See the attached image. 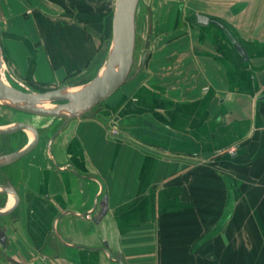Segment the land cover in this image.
<instances>
[{"label": "crops", "instance_id": "obj_1", "mask_svg": "<svg viewBox=\"0 0 264 264\" xmlns=\"http://www.w3.org/2000/svg\"><path fill=\"white\" fill-rule=\"evenodd\" d=\"M114 10L0 0L5 68L49 89L88 82ZM136 14L134 77L52 142L64 119L0 111L41 133L0 166L20 198L0 217V264H264V0H141ZM29 134L0 135V155Z\"/></svg>", "mask_w": 264, "mask_h": 264}, {"label": "water", "instance_id": "obj_2", "mask_svg": "<svg viewBox=\"0 0 264 264\" xmlns=\"http://www.w3.org/2000/svg\"><path fill=\"white\" fill-rule=\"evenodd\" d=\"M141 0H115L112 23V40L106 63L102 70L91 80L79 86H62L36 91L20 89L5 76V57L0 36V105L41 117L64 119L60 128L50 138L58 135L67 124L89 113L106 101L122 85L131 80L137 44V11ZM200 23L219 22L203 15L193 16ZM221 25V24H219ZM222 26V25H221ZM229 36L232 35L229 33ZM235 42V41H234ZM236 43V42H235ZM238 46V44H236ZM21 130L32 133L33 139L28 146L11 153L0 155V166L8 165L31 152L40 142L41 133L36 126L28 122H15L0 126V135L12 134ZM11 193L16 199L13 207L0 209V217L13 212L19 204V194L15 188H0V195ZM118 261L121 262L119 259Z\"/></svg>", "mask_w": 264, "mask_h": 264}, {"label": "rangeland", "instance_id": "obj_3", "mask_svg": "<svg viewBox=\"0 0 264 264\" xmlns=\"http://www.w3.org/2000/svg\"><path fill=\"white\" fill-rule=\"evenodd\" d=\"M180 28H182V27H180ZM111 40H112V37H111ZM139 53H140V50L138 48V50H137V60H139V56H140ZM4 73H5V76L7 77V79L11 82V84H13L14 86H16V87H18L20 89L28 90V89L32 88V90L36 89V91H45V90L49 89L46 86L34 85L33 83H31L28 80L27 81H23L21 78H20V80H18L19 78L15 75L14 71L11 72L7 67L5 68ZM14 78L18 81V83H17V81H15ZM3 109H7V108H5V106L0 105V111H2ZM10 110H11V112L14 113L15 120H18L19 117H21V118H23V117L29 118L31 116H36L33 113L30 114V113H24V112H21V111L18 112L17 110H14V109H11V108H10ZM8 118H9V116H8ZM4 119H6V118H4V114H2V115L0 114V123L7 121V120H4ZM29 137L31 139L32 135L29 134ZM14 147H16V146H14ZM7 206H8V204H7L6 198L5 197H0V209L6 208Z\"/></svg>", "mask_w": 264, "mask_h": 264}, {"label": "built area", "instance_id": "obj_4", "mask_svg": "<svg viewBox=\"0 0 264 264\" xmlns=\"http://www.w3.org/2000/svg\"><path fill=\"white\" fill-rule=\"evenodd\" d=\"M13 77V76H12ZM15 79V78H14ZM15 81H17L16 79H15ZM17 83H18V81H17ZM111 132H112V134L114 135V136H117V135H120V130L117 128V127H113L112 129H111Z\"/></svg>", "mask_w": 264, "mask_h": 264}, {"label": "bare ground", "instance_id": "obj_5", "mask_svg": "<svg viewBox=\"0 0 264 264\" xmlns=\"http://www.w3.org/2000/svg\"><path fill=\"white\" fill-rule=\"evenodd\" d=\"M48 118V117H47ZM41 119H43V118H41ZM41 122H43V121H41Z\"/></svg>", "mask_w": 264, "mask_h": 264}]
</instances>
